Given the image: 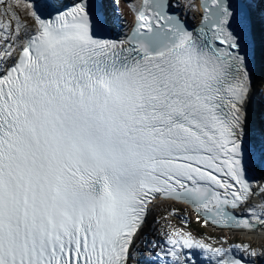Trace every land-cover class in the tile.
I'll return each mask as SVG.
<instances>
[{
  "label": "snow or ice",
  "instance_id": "obj_1",
  "mask_svg": "<svg viewBox=\"0 0 264 264\" xmlns=\"http://www.w3.org/2000/svg\"><path fill=\"white\" fill-rule=\"evenodd\" d=\"M126 4L0 0V264H264L149 223L264 232V0Z\"/></svg>",
  "mask_w": 264,
  "mask_h": 264
},
{
  "label": "rangeland",
  "instance_id": "obj_2",
  "mask_svg": "<svg viewBox=\"0 0 264 264\" xmlns=\"http://www.w3.org/2000/svg\"><path fill=\"white\" fill-rule=\"evenodd\" d=\"M133 2H135V0H133ZM119 8H120V11L123 13L124 18L130 22L132 18V14L130 10L127 8V4L125 0H119ZM22 19H23V16H22ZM172 209L175 210V213L176 212L180 213L186 219L201 224L199 221H197L193 212L189 210L188 207L184 206L183 204L175 203V202L174 203L167 202L166 204H162L158 210L154 211L153 214L149 216V223H151L154 219L163 218V217L168 218V212L171 211ZM164 222L168 223V221L161 220V223H164ZM154 227L159 228L160 224H156L154 225ZM204 230H205V233L206 234L208 233L210 236H217L216 237L217 239L224 238V239H227L229 243H240V244L247 243L252 248L257 249L258 252L264 251V240H257V239H251V238L246 239L239 235H229L223 230H217V229L212 230L206 227L204 228ZM152 238H153L152 234L149 233V239L151 240ZM206 242H211V241L207 240Z\"/></svg>",
  "mask_w": 264,
  "mask_h": 264
},
{
  "label": "trees",
  "instance_id": "obj_3",
  "mask_svg": "<svg viewBox=\"0 0 264 264\" xmlns=\"http://www.w3.org/2000/svg\"><path fill=\"white\" fill-rule=\"evenodd\" d=\"M185 220L187 221L186 226L184 224ZM167 221H168V223H171L177 227L183 228L185 231L191 232V234L196 235L200 239H205V241L217 240V238H216L217 236H210L208 233L206 234L205 230L199 224H197L191 220L186 219L180 213L176 212L175 215L168 216Z\"/></svg>",
  "mask_w": 264,
  "mask_h": 264
},
{
  "label": "bare ground",
  "instance_id": "obj_4",
  "mask_svg": "<svg viewBox=\"0 0 264 264\" xmlns=\"http://www.w3.org/2000/svg\"><path fill=\"white\" fill-rule=\"evenodd\" d=\"M175 203H179V202H175ZM180 204H183V203H180ZM184 206H186L185 204H183ZM187 207V206H186ZM192 211V210H191ZM193 212V214H194V216L196 217V213L194 212V211H192ZM201 224H203V221H202V219H201V221H199ZM205 225V224H204ZM206 227H208V228H211V229H219V228H217V227H215V226H213V225H211L210 223L209 224H207V225H205ZM219 230H223V229H219ZM223 231H225L227 234H229V235H239V236H242V237H244V238H246V239H249V238H251V239H257V240H261V239H259L258 238V236H257V232H252V233H249V232H243V231H230V230H223Z\"/></svg>",
  "mask_w": 264,
  "mask_h": 264
},
{
  "label": "water",
  "instance_id": "obj_5",
  "mask_svg": "<svg viewBox=\"0 0 264 264\" xmlns=\"http://www.w3.org/2000/svg\"><path fill=\"white\" fill-rule=\"evenodd\" d=\"M192 211H194L192 208H191V206H189V205H187ZM195 212V211H194Z\"/></svg>",
  "mask_w": 264,
  "mask_h": 264
}]
</instances>
